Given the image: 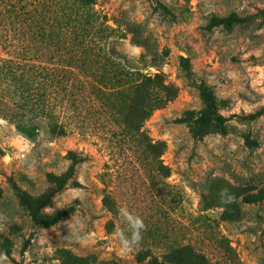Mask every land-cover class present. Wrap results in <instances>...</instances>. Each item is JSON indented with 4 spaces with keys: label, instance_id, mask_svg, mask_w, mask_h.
Masks as SVG:
<instances>
[{
    "label": "rangeland",
    "instance_id": "374dc122",
    "mask_svg": "<svg viewBox=\"0 0 264 264\" xmlns=\"http://www.w3.org/2000/svg\"><path fill=\"white\" fill-rule=\"evenodd\" d=\"M93 4L116 30L117 47L178 89L145 122L164 142L171 173L135 152L114 153L94 135L18 128L0 98V264H174L171 251L185 244L211 264H264V0ZM216 16L233 23L210 26ZM0 55L7 56L1 48ZM204 89L227 117V132L199 121ZM72 152L87 157L76 167L82 186L67 185L42 211L76 210L38 226L17 188L43 193ZM108 193L115 212L104 203Z\"/></svg>",
    "mask_w": 264,
    "mask_h": 264
},
{
    "label": "trees",
    "instance_id": "16d2710c",
    "mask_svg": "<svg viewBox=\"0 0 264 264\" xmlns=\"http://www.w3.org/2000/svg\"><path fill=\"white\" fill-rule=\"evenodd\" d=\"M93 3L0 0V48L7 54L0 55V98L9 103L8 119L27 131L94 135L111 144L114 153L131 151L148 164L156 163L167 177L171 170L161 159L165 144L149 135L145 122L175 98L178 89L117 47L116 30ZM232 23L230 16H216L209 25ZM203 97L201 124L227 132V117L213 92L204 89ZM86 159L72 152L67 171L39 195L17 188L20 203L31 209L38 226L55 225L76 210L71 204L53 213L42 211L67 185L82 186L76 167ZM104 203L117 211L111 193ZM171 255L174 264H211L207 254L191 244L175 247Z\"/></svg>",
    "mask_w": 264,
    "mask_h": 264
},
{
    "label": "clouds",
    "instance_id": "9594fccd",
    "mask_svg": "<svg viewBox=\"0 0 264 264\" xmlns=\"http://www.w3.org/2000/svg\"><path fill=\"white\" fill-rule=\"evenodd\" d=\"M136 225L138 226V228H143L144 227L143 221L140 220V219H137ZM133 240H136V241L139 240V235H138V232L137 231H134L133 232ZM121 243H122V247L124 249L127 250L129 248V241L126 240V239H124L123 237H121Z\"/></svg>",
    "mask_w": 264,
    "mask_h": 264
}]
</instances>
